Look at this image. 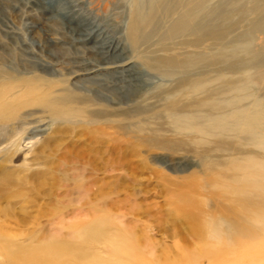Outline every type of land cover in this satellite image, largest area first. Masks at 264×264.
<instances>
[{"label": "bare ground", "instance_id": "bare-ground-1", "mask_svg": "<svg viewBox=\"0 0 264 264\" xmlns=\"http://www.w3.org/2000/svg\"><path fill=\"white\" fill-rule=\"evenodd\" d=\"M96 1L101 0H25L21 5L13 4V10L23 6L43 12L60 26L61 37L51 30H42V40L31 38L30 43L20 41L21 34L7 23L6 11L10 7L0 5V24L4 27L0 42L11 52L9 62L13 67L9 68V64L7 69L0 67V146L9 144L0 149V215L26 212L23 198L28 193L25 189L39 194L40 190L48 188L45 186L54 187L71 180L76 189L77 205L94 194V201L88 203L93 217L85 219V211L78 206V212L70 218L69 226L73 231L63 239L56 231L43 235L36 245L23 246L18 243V235H9L0 225V255L4 256L6 264H205L206 261L207 264H264V228L260 233L245 221L247 226L242 221L238 224L240 219L244 220L243 217H249L256 210L245 198L248 185H234L238 195L235 202L241 209L245 208L243 211L247 215L237 217L238 232L234 234L233 230L232 239L231 236L222 237V230L216 223H206L209 212H203V216L190 213L199 204L194 195L178 193L179 209L197 220L193 230L204 253L198 252L196 246L185 239L182 242L185 257L172 259L169 255L157 257L153 244L148 246L146 242L137 241L135 236L129 235V227H114L116 221L104 213L105 197L99 186L93 189V185H88L84 175L86 164L80 162V155H74L70 161L62 156L56 167H33L24 159L19 164L14 163V158L23 154L24 143H32L26 139L33 140L32 147H37L33 152L35 160L51 163L64 146L61 142L64 135L76 129L86 140L91 139L92 144L107 141L114 161L125 158L126 154L121 151L123 146L125 150L136 146L161 148L168 133L176 137L174 134L189 130L190 139H194L193 134L197 132L205 138L212 137L211 103L203 104L190 98L200 86L192 84L196 78L193 70L200 59L191 54H181L184 56L181 58V55L165 53L173 37L181 36V40L185 34H194L198 9L205 0H103L99 15L91 7ZM31 26L32 23L29 24L30 33ZM55 44H60L58 48L63 51L53 50ZM65 58L70 59L68 64L63 62ZM62 63L73 67L68 77L84 76L82 80L86 84L75 80L69 86L65 83L67 79H56L60 77L57 66ZM205 104L209 106L201 112ZM38 113L57 126L51 131L54 134L44 139L39 134L45 131L41 129L45 118H36ZM245 116L250 132H260V121L254 120L252 111L248 109ZM199 121L207 124V128L201 131L203 126ZM80 143L81 140H77L73 145ZM68 152L71 153L63 154L67 156ZM261 176L250 178L253 186H258ZM245 178L246 174L241 177L242 181ZM115 187H112V195L117 193ZM223 208L222 213L234 214L231 208ZM127 230L129 234L124 232ZM97 244L107 249L102 256H97L93 249ZM146 253L149 257L143 255Z\"/></svg>", "mask_w": 264, "mask_h": 264}, {"label": "rangeland", "instance_id": "rangeland-1", "mask_svg": "<svg viewBox=\"0 0 264 264\" xmlns=\"http://www.w3.org/2000/svg\"><path fill=\"white\" fill-rule=\"evenodd\" d=\"M24 1L0 0V5L10 7L6 11L7 23L12 29L14 28V31L21 34L22 43L24 41L30 43L31 38L42 40V30H51L57 36H62L60 26L55 20L47 18L48 16L43 12L23 6L13 10V4ZM39 1L42 2V0ZM102 1H96V4L91 6L98 15L101 13L99 7ZM201 4L197 13L196 32L185 34V37L183 35L181 40V36L173 37V40L168 42L170 44L166 45L168 49L165 53L168 55L170 53L169 56L191 54L200 59L198 67L193 70L196 78L192 81V84L200 86L190 98L203 104L211 103L213 135L211 138L207 136L209 140L201 136L200 131L193 134L194 139H190L192 135L188 132L189 130H184L182 134H174L176 137L172 136L173 133H168L161 148L136 146L125 150V146L122 145L121 151L126 156L114 161L111 160L112 151L109 150L107 141L97 145L92 144L91 139L86 140L87 138L80 133L79 129H76L64 135L61 140L64 146L51 163L46 164L43 160H35L33 152L37 150V147H32L34 141L29 139H26V142L32 141V143H24L26 145L22 151L23 154L13 160L15 164H19L24 159L27 163H31V166L38 168L47 167L46 165L56 167L58 158L64 156L70 161L74 155H80V162L85 161L86 164L84 175L88 179V185H93V189L99 186L105 197L104 213L116 221L114 227L116 229L122 226L129 227L130 234L128 230L124 232L135 236L142 244L145 242L149 244L148 246L153 244L154 254L157 257H165V255H169L172 259L175 256L185 257L182 247L185 239L196 246L198 252L204 253L198 236L193 230V226L197 227L195 225L197 220L195 218L193 220L189 212L179 209L178 193L192 197L194 195L199 204L193 207L190 213L203 216V212L204 214L209 212L205 217L206 223L212 225L216 223L222 230V237L225 236L226 239L227 236H231L230 239H232L233 230H235L234 234L238 232L237 217L247 215L244 214L245 208L241 209V206L235 202L238 195L234 185L236 187L237 185L240 187L241 184L248 185L245 198L256 210L254 209L255 211L249 217H243L244 220L240 217L238 224L243 222L247 226L246 223H248L253 229H259V232H262L264 228V0H205ZM31 23L33 24L32 33L28 31ZM2 28L4 27L0 24V33ZM195 37L196 40H192ZM0 43H2L0 67L4 66L7 69L6 65L9 64L8 67L13 68L10 63L11 52L4 42ZM68 45L65 43V46ZM189 45H193V48ZM59 46L60 44H55L53 50L63 51L59 50ZM182 55L181 58L184 57ZM50 59L55 60L54 57ZM65 59L62 61L68 64L70 59ZM57 68L60 71V77L53 76L54 78L67 79L65 83L69 86L71 81L75 80H79L80 84H86V81L82 80L84 76L68 77L73 67L64 66L62 63ZM21 71L27 70L21 69ZM207 104L201 112H204V109L206 111V107L209 106ZM248 109L252 111L254 120L260 121L262 127L260 132H250L245 121V113ZM36 118H45L41 128L45 131L40 133L39 137L44 139L48 134H54L51 132L54 127H57L54 122L41 113H38ZM201 119L205 122L204 117L201 116ZM202 121H199L203 126L201 131L208 126ZM77 140H81L82 143L74 146L73 142ZM8 145L4 143L0 149ZM118 150L119 147L115 150V156L117 152L119 153L120 150ZM66 151L71 153L68 152L65 156L63 153ZM245 174L246 182L242 181L243 178L241 179ZM254 175H262L258 186H253L250 179ZM62 183H57L54 187L45 186L48 188L40 190L39 194L25 189L28 193L23 198L27 206L26 212H8L6 216L0 215V225L3 226V230L9 235H18L19 244L33 246L48 233L57 231L60 239L72 233L73 229L69 225L72 217L78 212L76 209L78 206L86 213L83 217L91 219L93 211L88 203L94 201L92 200L94 194H90L88 199H83L77 205L73 181H62ZM114 185L117 193L112 195ZM230 190H232L231 194ZM5 204L6 202L2 205ZM226 205H229L234 214L222 213L223 209L225 211L223 206L228 208ZM223 215H227V218L224 219ZM209 239L214 241L213 238ZM93 249L97 256H102L107 250L98 244ZM143 255L149 257L148 253ZM5 261L4 256L0 255V264H6Z\"/></svg>", "mask_w": 264, "mask_h": 264}]
</instances>
